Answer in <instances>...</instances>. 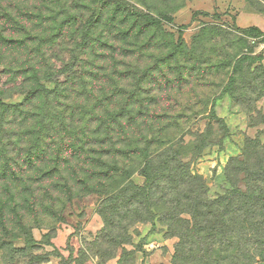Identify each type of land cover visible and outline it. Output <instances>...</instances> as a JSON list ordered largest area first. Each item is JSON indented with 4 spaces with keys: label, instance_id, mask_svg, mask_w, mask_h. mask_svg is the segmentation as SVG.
<instances>
[{
    "label": "rangeland",
    "instance_id": "374dc122",
    "mask_svg": "<svg viewBox=\"0 0 264 264\" xmlns=\"http://www.w3.org/2000/svg\"><path fill=\"white\" fill-rule=\"evenodd\" d=\"M0 7V100L19 104L40 80L57 96L51 102L70 107L68 118L90 123L83 141L91 158L85 172L77 168L82 186L71 180L76 162L63 169L66 183L58 176L34 191L0 185V206H8L0 264H184L167 224L180 232L197 209L223 219L224 208L256 207L264 231V0H0ZM41 106L35 100L32 108ZM73 132L56 146L71 143ZM169 148V163L153 165L150 195L129 192L103 205L123 177H101L102 162L114 165L120 152L118 165L134 171L127 183L142 188L146 161ZM148 198L159 201L152 214ZM210 225L202 238L227 232L220 220Z\"/></svg>",
    "mask_w": 264,
    "mask_h": 264
},
{
    "label": "trees",
    "instance_id": "16d2710c",
    "mask_svg": "<svg viewBox=\"0 0 264 264\" xmlns=\"http://www.w3.org/2000/svg\"><path fill=\"white\" fill-rule=\"evenodd\" d=\"M51 79L53 78H50V81H52ZM18 80L13 77L12 83H17ZM57 83H59L58 80ZM42 85L40 80H36L35 86L27 94L21 92L25 96V100L19 104L6 105L0 100V147L4 150V152L0 151V185L30 186L34 191L32 187L58 176L62 182H65L62 177V174H65L64 167L70 169L71 163L76 162V166H73L72 169L71 180L74 184L82 186L79 171L85 172V165L91 162L86 150L87 141H83L89 133L90 123L81 124L80 121L77 124L74 123L75 118L67 116L70 107H67L66 104L59 105L56 98L51 102L49 98L57 96L51 95L52 93H49ZM43 98L44 100H42ZM35 100L42 102L39 112L32 108ZM80 112L83 115L84 110H80ZM7 118H11V120H7ZM73 128L77 132H73L75 135L71 143L56 146L55 142L65 141L64 136H68ZM105 133L111 137L113 132L111 130ZM95 134H101L100 127ZM170 150L172 149L169 148L166 152L155 154L148 162L146 161L142 170L146 185L142 188L134 186L130 181L127 183L134 171H130L127 166L118 165L119 158L117 156H121L120 152L115 153L117 162L114 165L110 166L107 162L101 161L106 167V172L101 177H109L111 182L113 178L123 177V180L116 182L115 186H110L109 192L106 191L103 205H115L124 198L123 196L127 197L129 192L150 195V190L153 188L150 186L153 165L162 160L168 164L169 155L167 152ZM84 154L86 158L83 156ZM148 157V155L145 156V158ZM30 174L35 175L30 176ZM251 177L253 176L251 175ZM191 179L195 182L201 181L197 177ZM30 188L27 189L30 190ZM153 201L155 200L148 198L145 203L149 214H152L153 210L158 209L159 206V201L155 204ZM18 207L16 205L14 209ZM7 209L6 205L0 206V229L3 230H6L3 217H5ZM222 214L223 219H220L212 211L205 214L202 209H197L191 214V220L180 221L182 224L180 232H178V225L173 227L167 224L179 235L180 243L176 246V259L180 258V263L184 264H257L256 260L258 263L264 264V231L259 230L262 224L258 222L257 218L259 209L256 207H247L244 210L224 208ZM103 217L105 219L107 214L103 213ZM215 220H220V226L227 232L223 237L220 234L202 238L201 236L208 230H215L210 225ZM105 224L109 228L107 220H105ZM27 235H30V232ZM125 241L127 240L125 239ZM116 243H119L117 246L120 247L128 242L122 240Z\"/></svg>",
    "mask_w": 264,
    "mask_h": 264
}]
</instances>
